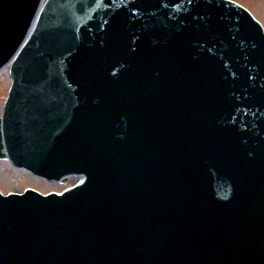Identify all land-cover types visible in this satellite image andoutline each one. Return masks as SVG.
Instances as JSON below:
<instances>
[{
  "label": "water",
  "instance_id": "water-1",
  "mask_svg": "<svg viewBox=\"0 0 264 264\" xmlns=\"http://www.w3.org/2000/svg\"><path fill=\"white\" fill-rule=\"evenodd\" d=\"M62 1L45 59L38 30L15 62L0 157L87 180L0 195V264H264L258 24L224 0ZM39 2L0 0V67Z\"/></svg>",
  "mask_w": 264,
  "mask_h": 264
},
{
  "label": "rangeland",
  "instance_id": "rangeland-1",
  "mask_svg": "<svg viewBox=\"0 0 264 264\" xmlns=\"http://www.w3.org/2000/svg\"><path fill=\"white\" fill-rule=\"evenodd\" d=\"M244 5L253 10L257 17L264 24V0H239ZM10 79L7 72L4 71L0 75V114L2 112V104L5 100L6 91L9 86ZM68 184L50 183L43 179L32 177L23 170H16L9 163L0 161V188L4 192L22 191L26 187H34L42 192L59 191L67 187Z\"/></svg>",
  "mask_w": 264,
  "mask_h": 264
}]
</instances>
